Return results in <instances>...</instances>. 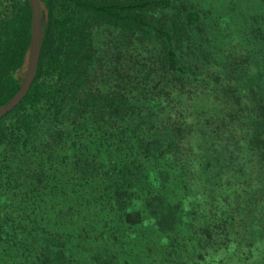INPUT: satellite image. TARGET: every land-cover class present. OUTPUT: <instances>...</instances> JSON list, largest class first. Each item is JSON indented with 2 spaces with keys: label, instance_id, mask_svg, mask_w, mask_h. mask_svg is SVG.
Instances as JSON below:
<instances>
[{
  "label": "trees",
  "instance_id": "obj_1",
  "mask_svg": "<svg viewBox=\"0 0 264 264\" xmlns=\"http://www.w3.org/2000/svg\"><path fill=\"white\" fill-rule=\"evenodd\" d=\"M38 1L0 264H264V0ZM31 30L0 0V104Z\"/></svg>",
  "mask_w": 264,
  "mask_h": 264
},
{
  "label": "water",
  "instance_id": "obj_2",
  "mask_svg": "<svg viewBox=\"0 0 264 264\" xmlns=\"http://www.w3.org/2000/svg\"><path fill=\"white\" fill-rule=\"evenodd\" d=\"M32 8V30L29 37V44L27 49V59L25 74L21 85L17 90L9 97V99L0 104V113L5 112L10 109L18 100L22 97L25 90L29 86L32 73L38 58V47H39V34H40V19H39V1L38 0H28Z\"/></svg>",
  "mask_w": 264,
  "mask_h": 264
},
{
  "label": "rangeland",
  "instance_id": "obj_3",
  "mask_svg": "<svg viewBox=\"0 0 264 264\" xmlns=\"http://www.w3.org/2000/svg\"><path fill=\"white\" fill-rule=\"evenodd\" d=\"M124 54L126 55L127 53L124 52ZM129 60H130V59H129ZM129 60H124L125 64H126L127 62H129ZM25 67H26V63H25L24 66H23V71L21 70L22 73L25 71ZM7 190H10V189L7 188ZM8 192H10V191H8ZM12 197H13V196H12Z\"/></svg>",
  "mask_w": 264,
  "mask_h": 264
}]
</instances>
